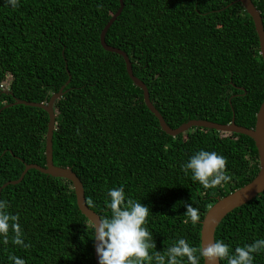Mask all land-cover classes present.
<instances>
[{
	"label": "trees",
	"instance_id": "trees-1",
	"mask_svg": "<svg viewBox=\"0 0 264 264\" xmlns=\"http://www.w3.org/2000/svg\"><path fill=\"white\" fill-rule=\"evenodd\" d=\"M106 43L124 51L134 75L172 129L190 120L254 128L264 101V61L253 19L238 0H123ZM263 18L264 0H252ZM120 0H0V187L27 164L45 166L48 113L16 99L55 105L53 161L81 180L86 203L111 215L107 190L149 207L147 227L163 251L177 238L201 247V222L218 198L259 171L254 141L237 133L192 127L166 134L130 79L122 56L105 51L100 34ZM227 158L229 182L204 188L181 165L195 151ZM28 247L0 243V264H96L94 227L80 212L70 181L29 170L2 189ZM199 209L193 224L184 204ZM264 239V192L229 213L215 241L236 246ZM226 264V260H221ZM154 264V262H148ZM182 264H187L183 261ZM199 264H204L201 258ZM264 264V250L254 254Z\"/></svg>",
	"mask_w": 264,
	"mask_h": 264
},
{
	"label": "clouds",
	"instance_id": "clouds-1",
	"mask_svg": "<svg viewBox=\"0 0 264 264\" xmlns=\"http://www.w3.org/2000/svg\"><path fill=\"white\" fill-rule=\"evenodd\" d=\"M7 2L16 7L18 0ZM226 162L227 158L216 151L200 149L189 156L181 167L186 173L191 172L194 181L204 188H211L230 181L231 177L225 172ZM107 197L111 215L99 218L98 222L93 219L99 264H182L185 260L187 264H199L201 258H204L205 264H216L217 260H226V264H254V254L264 250V239L236 246L230 252V246L222 240L198 248L185 238H177L163 251L150 252L156 245L147 227L149 207L128 197L123 185L109 188ZM184 206L185 216L193 224L197 223L199 209L191 203L185 202ZM7 209V203L0 200V243L7 245L11 240L14 245L28 247L22 238L18 215L11 214ZM9 259L12 264H25L19 256L13 255Z\"/></svg>",
	"mask_w": 264,
	"mask_h": 264
},
{
	"label": "water",
	"instance_id": "water-1",
	"mask_svg": "<svg viewBox=\"0 0 264 264\" xmlns=\"http://www.w3.org/2000/svg\"><path fill=\"white\" fill-rule=\"evenodd\" d=\"M245 8L246 12L251 16L254 22V26L259 38V44H260V54L264 61V26H263V18L259 12V10L256 8L252 0H238ZM124 8V2L123 0H120V7L117 10V12L112 16V18L109 20V22L106 24V26L103 28L101 34H100V42L105 51L116 53L123 57L125 64H126V70L130 77V79L133 81V83L140 87L143 90L144 93V102L148 109L156 116V118L159 121V124L162 128V130L170 135V136H178L182 133H185L192 127H202L207 128L211 130H216L222 133H237L242 134L245 136H248L251 138L258 151L259 156V171L256 177L249 182L248 184L244 185L243 187L235 190L234 192L228 194L225 197L218 198L217 202L214 203L207 213L205 214V217L203 221L201 222L202 229H201V247L207 246L208 244L215 242V233L218 228V226L221 224L222 220L233 210L236 208H239L243 206L244 204L248 203L252 199H254L256 196L264 192V101L260 106L259 112L257 113L256 117V124L254 128H245L242 126H238L235 123L234 117L232 121L228 124H218L215 122H211L208 120H190L187 123H184L179 128L172 129L167 125L165 122L163 116L160 114L158 109L155 107L153 102L150 99L149 91L146 87V85L137 78L132 69V64L127 56V54L113 46H110L106 43V34L111 27V25L114 23V21L121 15ZM68 85L65 84L58 93L53 94V96L50 98L49 102L47 104L44 103H37V102H29L25 100H19L16 99L13 104L7 105L6 107L13 106V105H26L30 107H37L45 110L49 115V124L46 134V147H45V158H46V164L45 166H40L37 164H27L25 167V170L23 171L21 177L18 180L7 182L6 184L2 185L0 187V194L3 188L6 186L12 184H18L20 183L26 173L31 170L35 169L38 170L44 174L56 177V178H63L71 182L75 196L77 201V206L80 212L89 220V222L93 225V219L98 222V219L101 218L98 213L93 211L89 208V206L86 203L85 198V191L83 184L77 174L71 169V168H64L59 167L54 164L53 161V135L56 125V117L57 114L55 112L54 105L56 101L61 98L64 95V88ZM95 243L94 241V259L96 264H99V257L95 250ZM205 264V260H204ZM216 264H221L219 260H217Z\"/></svg>",
	"mask_w": 264,
	"mask_h": 264
},
{
	"label": "built area",
	"instance_id": "built-area-1",
	"mask_svg": "<svg viewBox=\"0 0 264 264\" xmlns=\"http://www.w3.org/2000/svg\"><path fill=\"white\" fill-rule=\"evenodd\" d=\"M2 89H5L3 85L0 86Z\"/></svg>",
	"mask_w": 264,
	"mask_h": 264
}]
</instances>
